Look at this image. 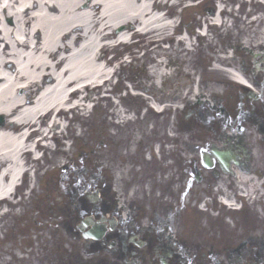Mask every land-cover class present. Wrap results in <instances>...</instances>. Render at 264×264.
<instances>
[{
    "label": "flooded vegetation",
    "instance_id": "1",
    "mask_svg": "<svg viewBox=\"0 0 264 264\" xmlns=\"http://www.w3.org/2000/svg\"><path fill=\"white\" fill-rule=\"evenodd\" d=\"M251 24L253 28L256 26ZM238 42L231 37L227 39L237 60L236 67L252 88L230 85L220 96L208 98L214 100L210 104L198 102L205 107H195L194 103V114L188 122L176 119L171 129L166 128L168 134H176L175 139L165 135V130L160 131L157 137L163 142L164 159L174 163L178 158V162L176 168H159L150 178L154 185L166 183L171 189L186 174L193 175L195 189L191 192V202L202 191L212 192L220 186L235 188L240 196L237 210H232L235 214L219 210L212 203L210 208L218 215L194 216L190 202L186 209L191 216H185L186 219L193 227L199 223L196 219L205 221L207 226L204 240L195 242L185 238V224L180 216H169L167 211H173L168 210L173 209L171 206L162 209L165 215H161L156 207L148 211L139 200L128 199L130 188L143 186L146 178L130 179L124 172L114 175L111 171H98L84 186L75 189L74 196L68 189L62 196V204L58 205L59 202L55 209L48 207L55 211L60 223L55 225L44 264H53V249L55 264H72L69 234L81 240L86 253L76 264H264V49L259 45L247 49ZM182 132L191 133L190 140L203 143L195 144L193 149L189 147L194 154L190 166L183 168L185 174L181 171L180 154L178 157L174 151ZM164 146L173 149L166 151ZM213 148L226 152L223 166L213 156ZM203 154L210 155V167L203 166ZM122 163L125 166L127 160ZM247 193L252 198L245 201ZM150 211L152 214L147 215ZM86 218L84 230L73 225ZM85 233H93V237L85 239Z\"/></svg>",
    "mask_w": 264,
    "mask_h": 264
},
{
    "label": "rangeland",
    "instance_id": "2",
    "mask_svg": "<svg viewBox=\"0 0 264 264\" xmlns=\"http://www.w3.org/2000/svg\"><path fill=\"white\" fill-rule=\"evenodd\" d=\"M177 1L182 5L187 0ZM248 1L245 3L244 0H227L223 5L224 10L221 11V19L224 25L221 27L208 25L209 35L207 37L194 36L191 39L188 37L185 39V47L181 42L174 40L170 34L167 38L166 34L160 32H152L150 37H146V39H140V37L135 44L138 49L134 50L130 47L131 51L127 54L133 59V63L130 65L132 71L129 70V72V66H125L120 71V76L124 77V80L129 79L131 87H127L126 83L120 78L113 92L123 93L124 88H130L134 92L137 90L142 91V88L146 87L149 89L147 92L148 97H142L143 101H141V98H135V95L131 92L123 97L124 99L121 101L123 108H121V105L120 108L126 118L132 117L134 119L130 122H127L126 118H121L123 122L118 121V108H114L105 101L97 103L93 111L88 114L86 112L84 115L73 113V118L65 117L69 120V123L63 130V136L53 137L57 148L53 151H45L40 160L35 163H30V158H27L26 161L30 165L32 164L37 171L34 181L35 188L30 194H26V198L22 200L20 206L17 208L12 207L15 212L12 211V214L9 213V216L4 218L9 226H5L6 231L0 232V237L2 234L1 238H3H0V264H38L34 250L33 252L29 250L30 248L37 249V244L32 242L33 246H30L32 243L30 245L27 243L30 242L29 239L31 238L33 240L35 228H39L38 222L42 221L44 217L41 213L38 214V211L42 208L36 211L37 208L33 206L42 204V206H49L59 202L57 201L59 197L56 199L50 192L60 189L59 186L52 187V184L60 177L59 173L64 171L68 173L69 180H71L70 176H73L78 177V181L81 182L84 179V174L75 175V172L84 171L89 176L101 169L107 172L111 171L114 175L124 172L125 177L130 178L129 170L138 169L136 167L140 165L145 169L142 177L146 178L144 187L146 188L147 185L146 192L148 193L138 190L137 186H132L128 192V199L139 200L148 211L156 207L161 215H165L162 209L171 206L173 209L168 210L173 211L167 212L169 216H180L179 219L185 224V238H191L195 242L204 240L207 232L205 221L200 222L199 219H196L199 223L193 227L191 222L186 219L187 216H191L190 210L187 211L189 207L187 206L186 209V202L179 205V199H176V195L159 199L161 192L156 191V188L165 191L168 189L167 184L156 186L151 183L150 178L155 172L152 173L151 168L145 165V160L142 159L141 162L144 161L143 163L139 162L137 153L143 154L144 149L154 145L153 143L157 141L160 131L166 130L167 127L171 129V121L175 120L178 114L175 107L180 109L186 101H191L194 98L197 86L193 88L192 83H199L198 95L194 98L198 102L207 101L210 104L214 100L208 101V98L212 95L220 96L223 93V85H226L223 81H227V73L223 70V67L237 65L233 52L226 43L222 42L224 35H232V40L239 41V45H245L247 49H253L258 44L260 46L264 45V7L259 2L256 3L255 0ZM237 2H239L240 9H237ZM214 3L215 0H203L198 2L196 6L183 9L181 14L183 22L176 32L183 30L185 27L195 34L196 26H203L202 28H204L206 21H216L217 15L213 17L209 13L211 9L216 8ZM175 8H172L169 13H176ZM251 23L256 24V26L251 27L253 25ZM162 36H165V38ZM133 37L135 38V35ZM158 37L159 39H156ZM167 40H170L169 43ZM165 45L169 46L166 47ZM142 47L144 48L142 49ZM125 48L127 49V47ZM125 48L123 47V49ZM117 50L118 56L124 54V50L122 51L120 47H117ZM143 52L145 54L142 55ZM136 59H146V62ZM146 65H149V67ZM134 73H136V77H134ZM164 79L166 81L162 87L161 83L162 81L164 83ZM222 82L223 84H220ZM207 85L208 87L204 88ZM102 92L105 91L102 90ZM93 93L99 92L94 91ZM164 93H167L166 95L170 98H163ZM145 98L150 104L163 106L165 109L163 115H158L159 113H155L147 107ZM141 105L145 106L146 112L142 110ZM137 115L139 116L138 119ZM153 116H158L159 120ZM123 137L128 138L122 142ZM186 137L183 136V139ZM184 153L191 155L187 151H184ZM121 155L127 160L125 167L122 162L126 160L121 159ZM62 163H67L68 166L63 169L61 168L64 166ZM156 163L154 162V164ZM144 166L147 168H144ZM117 177H123V175ZM185 179L186 177L181 180L180 187H182ZM25 184L24 182V186L20 188V195H23ZM176 185L179 184L176 183ZM51 196L53 202H51ZM51 212L53 213L52 210L47 209L46 214H52ZM150 212L146 214L151 215L152 211ZM215 214L218 213L214 212ZM75 241L74 251L82 250L81 248L84 246L81 240L76 239ZM75 256L77 255L75 254Z\"/></svg>",
    "mask_w": 264,
    "mask_h": 264
},
{
    "label": "bare ground",
    "instance_id": "3",
    "mask_svg": "<svg viewBox=\"0 0 264 264\" xmlns=\"http://www.w3.org/2000/svg\"><path fill=\"white\" fill-rule=\"evenodd\" d=\"M152 2L0 0V116L4 118L0 123V198L10 195L26 167L27 149L33 150L26 132L13 131L16 126L38 121L48 126L45 132L57 130L63 136L62 112L56 117L53 110L67 106L68 99L77 96L69 94L71 89L93 91L86 86L101 85L114 71L103 61L105 40L127 41L135 25L140 30L169 33L171 25L154 13ZM216 21L220 22L219 16ZM226 72L233 80L245 83L233 69ZM117 115L120 121V112ZM30 169L29 185L35 188L33 175L37 171L33 166ZM59 194L56 191L53 195ZM47 238L42 236L44 242Z\"/></svg>",
    "mask_w": 264,
    "mask_h": 264
},
{
    "label": "water",
    "instance_id": "4",
    "mask_svg": "<svg viewBox=\"0 0 264 264\" xmlns=\"http://www.w3.org/2000/svg\"><path fill=\"white\" fill-rule=\"evenodd\" d=\"M1 121V120H0Z\"/></svg>",
    "mask_w": 264,
    "mask_h": 264
}]
</instances>
